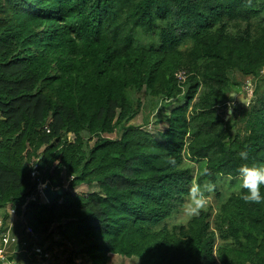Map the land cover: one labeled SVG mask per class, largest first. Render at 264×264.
<instances>
[{"label":"trees","instance_id":"16d2710c","mask_svg":"<svg viewBox=\"0 0 264 264\" xmlns=\"http://www.w3.org/2000/svg\"><path fill=\"white\" fill-rule=\"evenodd\" d=\"M162 109L155 135L133 124ZM32 160L52 190L69 181L51 204L27 201ZM243 163L264 166V0H0V210L15 231L43 245L53 227L68 263L264 264V203L224 193ZM194 179L216 184L214 206L184 221Z\"/></svg>","mask_w":264,"mask_h":264},{"label":"clouds","instance_id":"9594fccd","mask_svg":"<svg viewBox=\"0 0 264 264\" xmlns=\"http://www.w3.org/2000/svg\"><path fill=\"white\" fill-rule=\"evenodd\" d=\"M227 95L230 100L228 111L231 112V109L235 106L236 98L239 97V95L233 93H227ZM238 155L243 161H247L249 158L248 151H240ZM169 163L175 165V160H170ZM205 174H207V172H205ZM231 178L232 177H229V179ZM236 179L239 181L241 199L250 204L264 203V193L261 191V189L264 188V166L243 163L237 169ZM215 190L216 184L214 182L205 180L201 183L194 179L184 198L182 215L186 218L198 217L208 206V194L213 193Z\"/></svg>","mask_w":264,"mask_h":264},{"label":"built area","instance_id":"2783aa9c","mask_svg":"<svg viewBox=\"0 0 264 264\" xmlns=\"http://www.w3.org/2000/svg\"><path fill=\"white\" fill-rule=\"evenodd\" d=\"M248 88L249 84H247L245 89L248 90ZM28 166L31 169V182L35 188L30 197H28L27 201H36L39 204L42 201L43 204H46V200L43 197L42 192L46 188L47 184L41 182V172L39 171L37 161H30ZM5 213L8 218V214H10L12 218H15L12 211L6 209ZM8 218L4 223V212L0 210V264H13L8 261V257L11 253L10 250L13 247H16V249H14L12 253L22 254L27 251V248H29V257L32 256L35 261H39L40 263H48L51 258V252L43 248V245H39V236H37L31 228L24 224L20 225L19 229L15 231L14 224L9 222ZM17 219L19 223L22 222V218Z\"/></svg>","mask_w":264,"mask_h":264},{"label":"rangeland","instance_id":"374dc122","mask_svg":"<svg viewBox=\"0 0 264 264\" xmlns=\"http://www.w3.org/2000/svg\"><path fill=\"white\" fill-rule=\"evenodd\" d=\"M238 78L239 77H237V79ZM248 80L251 81L250 79H248ZM251 82L253 83V81H251ZM252 83H251V85H252ZM243 95L248 100L251 97V93L249 90H247V92L244 91ZM166 113H167V111L165 109L154 110L151 113H149L147 110H143L142 115L137 116L135 118V120L133 121V124L140 125L142 123V118H143L147 122V124L149 125L147 127L149 129L148 131L155 135L157 130H160L164 127V124L161 122V118L163 116H165ZM60 179H61V183L63 186L62 188L63 189L67 188L69 181L66 180L64 177H61ZM239 187H240L239 181H236L234 183V185L228 186V188H226V185H225L224 190L226 192H224V193H235ZM95 190H96V187L94 185H80L76 188L71 189L70 192L75 194V195H79V194L87 195V194L94 192ZM221 191H223V188L221 189ZM40 204H43L42 201L40 202ZM208 205L214 206L213 197L209 196ZM185 219H186V217L184 218V221H185ZM48 234H52V237L50 239H48L43 244V248H45L51 252L50 261L48 263H40L39 261L32 260L29 262L27 261L26 264H89L87 259L84 258L82 255L72 259V263H68L66 261L67 254L62 253V248L59 247V245H61L62 241H61V238L56 234V230H54V228L52 227L50 229L49 233H47V235ZM40 239H41V237L38 239V242H40ZM137 263L138 262L135 258L126 259V258H122V257H118V256H116V257L111 256V259L108 262V264H137Z\"/></svg>","mask_w":264,"mask_h":264},{"label":"water","instance_id":"95a60500","mask_svg":"<svg viewBox=\"0 0 264 264\" xmlns=\"http://www.w3.org/2000/svg\"><path fill=\"white\" fill-rule=\"evenodd\" d=\"M236 94V93H233ZM237 95V94H236ZM239 97L236 98L235 103L240 106H245L248 104V100L244 97L243 91L242 93L238 94ZM231 114V112L227 111V116L225 120L228 118V116ZM64 192V189L59 190H52L49 186H46V188L43 190L42 194L43 197L46 200L47 204H51L57 197H60L62 193Z\"/></svg>","mask_w":264,"mask_h":264},{"label":"crops","instance_id":"0c3cea01","mask_svg":"<svg viewBox=\"0 0 264 264\" xmlns=\"http://www.w3.org/2000/svg\"><path fill=\"white\" fill-rule=\"evenodd\" d=\"M9 215V218H8V221L9 222H12L13 224H15L16 222H17V218H16V216H15V218H12L11 217V215L10 214H8ZM11 257H12V263L13 264H26V262L28 261L25 257H23V256H21V255H19V256H15V254L13 255V254H11Z\"/></svg>","mask_w":264,"mask_h":264}]
</instances>
